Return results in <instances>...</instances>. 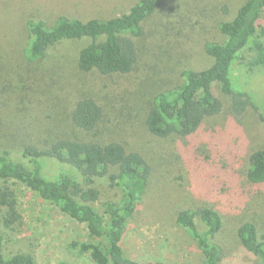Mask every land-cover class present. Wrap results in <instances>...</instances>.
I'll use <instances>...</instances> for the list:
<instances>
[{
    "label": "trees",
    "instance_id": "1",
    "mask_svg": "<svg viewBox=\"0 0 264 264\" xmlns=\"http://www.w3.org/2000/svg\"><path fill=\"white\" fill-rule=\"evenodd\" d=\"M13 1L15 10L23 16L25 35L20 54L29 69L19 67L26 73L17 72L12 86L0 84V228L13 230L20 221L16 193L9 185L14 180L85 226L88 238L71 242V247L91 264H168L139 260L124 253L122 241L128 220L148 194L155 172L138 147L104 135L105 112L99 101L87 93H77L73 103L69 102L70 128L63 134L36 124L32 112L34 106L44 108L52 99L53 89L56 98L64 99L61 93L68 86L59 81L65 68L48 63L46 57L49 49L62 41L88 39L76 53L75 68L79 74L102 76L136 73L138 45L147 40H155L157 45L160 42L176 61L186 60L195 47L201 46L212 58L210 65L141 79L150 98L142 108L143 126L148 134L158 138L177 137L185 167L199 176L203 174L208 181L210 178L215 192L223 185L244 192L250 204L243 208L245 215L236 220L233 240L237 247L227 262L264 264V231H260L264 220L257 219V209L264 207V147L254 148L245 161L237 162L235 153L228 158L225 150H218L222 132L207 127L226 109L217 86L227 98L229 114L240 119L250 107L264 125L263 101L253 102L238 83L234 68L248 48L254 55L244 62L247 69H264V0H240L231 18L215 24L217 36L204 35L201 39L194 37L198 30H185L198 29L199 23L204 22L199 8L192 7L191 15L188 16L189 10L186 15L189 19H174V27H169L166 19H173L169 11L159 17L166 25L155 22L162 0H134L116 16L101 18L89 14L79 18L60 13L52 19L44 16L40 4L30 7L29 0ZM5 6L3 15L10 16V21L17 13L10 10L8 14ZM223 10L228 13L226 7ZM150 22L155 24L153 30H149ZM2 72L0 68V75ZM203 140L205 146L201 149ZM49 162L56 171L47 175L44 169ZM104 181L113 192L110 197L100 189V182ZM174 223L194 241L200 252L197 264L225 261L226 253L218 243L225 217L215 206H178ZM3 242L0 235V264H35L31 253L6 251Z\"/></svg>",
    "mask_w": 264,
    "mask_h": 264
},
{
    "label": "rangeland",
    "instance_id": "2",
    "mask_svg": "<svg viewBox=\"0 0 264 264\" xmlns=\"http://www.w3.org/2000/svg\"><path fill=\"white\" fill-rule=\"evenodd\" d=\"M12 2L2 3L0 0V55L4 57L3 59L0 57V68L3 71L0 75V84H4L5 87L12 86L15 81H11L12 77H15L17 72L26 73L18 70L19 67L29 69L20 54L21 48L24 47L22 39L25 35L21 22L23 16L15 10L16 5H12ZM133 2L134 0H74L73 2L72 0H29L28 5L30 7L42 5L44 16L48 19L60 13L79 18L89 14L103 18L120 15ZM240 3V0H162V10L155 22L174 27V19L187 20L191 12L199 8L204 22L198 20L200 28L192 27L185 30H198L194 35L196 39H201L204 35L217 36L214 30L215 24L231 18ZM3 4L7 5L5 12L9 14L10 10L12 12L15 10L17 16L9 21L10 16L3 15ZM192 7L194 8L190 12ZM224 7L228 9V13L223 10ZM168 11L173 19L169 22L167 18L165 24L159 17H165ZM189 21L192 24L196 23L191 19ZM153 25L155 24L150 22L149 30H153ZM262 40L264 41V38ZM87 42L88 39L62 41L47 52L48 63H54L57 67L60 64L64 66V74L59 82L60 84L66 82L68 87L67 93L65 91L61 93L64 99L56 98L53 89L52 99L44 104V108L39 105L34 106L32 114L37 119L36 124L47 125L53 133L63 134L65 129L70 128L67 119L69 102L73 103L74 97L79 92L94 96L104 108L105 122L102 129L104 135L126 145L138 147L150 160L155 172L148 194L128 220L122 241L125 255L144 261L161 260L168 264H197L200 252L194 241L175 225L174 212L178 206L205 203L215 206L225 217L226 224L220 233L218 243L226 253L223 258L225 261H221L220 264H228L227 259L231 258L230 255L237 247L236 240H233V228L236 226V220L245 215L246 211L243 208L250 204V199L242 194L243 191L226 185L215 192L213 186L211 187L210 178L208 181L203 174L199 176L185 167V161L180 158L178 152L180 140L175 136L158 138L148 134L142 119V108L150 102L149 95L144 91L142 78L173 74L182 68H203L212 63V58L201 46H197L186 60L176 61L163 50L160 42L157 45L155 40H147L138 45L139 70L136 73L121 76L79 74L75 68L76 53ZM242 55L244 59L237 60L234 64L238 83L254 103L263 101V104L264 69H247L244 62L254 53L245 48ZM71 86L75 87L68 90ZM216 89L227 109V98L220 92L218 86ZM226 109L207 127H215L222 132L218 150H225L228 158L235 153L233 156L236 157L237 162L245 161L246 155L254 148L264 147V125L257 121L255 112L250 107L240 119L233 117ZM109 123L111 127L106 126ZM204 146L203 140L201 149ZM44 171L50 175L56 171V168L49 162L45 165ZM9 185L15 190L21 217L13 230L0 228L6 251L14 249L31 253L35 264H91L84 255L79 254L77 249L71 247V242H81L88 238L83 224L74 221L19 182L11 180ZM100 185L105 196L110 197L113 194L106 181L100 182ZM252 209L248 211L250 216ZM257 211V219L263 221L264 207ZM260 226L262 227L260 231H264V225Z\"/></svg>",
    "mask_w": 264,
    "mask_h": 264
}]
</instances>
